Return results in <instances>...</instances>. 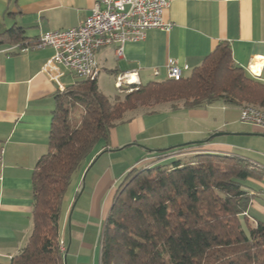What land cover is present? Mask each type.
I'll list each match as a JSON object with an SVG mask.
<instances>
[{
    "label": "trees",
    "instance_id": "16d2710c",
    "mask_svg": "<svg viewBox=\"0 0 264 264\" xmlns=\"http://www.w3.org/2000/svg\"><path fill=\"white\" fill-rule=\"evenodd\" d=\"M25 42L18 26L0 34V47ZM121 89L124 95L111 98L96 78L79 79L58 92L48 151L33 175L32 233L19 254L0 264H65L60 237L67 194L128 110L177 101L187 108L217 102L264 108V82L234 62L226 42L180 80ZM215 132L203 143L157 150L151 164L128 172L103 226L100 264H264V220L249 211L255 195L243 183L262 178L264 170L236 154L181 153L212 142ZM81 194L79 188L75 198Z\"/></svg>",
    "mask_w": 264,
    "mask_h": 264
},
{
    "label": "crops",
    "instance_id": "0c3cea01",
    "mask_svg": "<svg viewBox=\"0 0 264 264\" xmlns=\"http://www.w3.org/2000/svg\"><path fill=\"white\" fill-rule=\"evenodd\" d=\"M95 3L96 0H0V34L18 26L24 30L25 43H34L44 32L79 25L91 14ZM164 19L173 24L170 30L149 29L143 40L125 44L122 57H117L115 46L100 49L99 65L116 78L136 74L134 83H146L143 80L167 78L171 61L187 64L192 70L221 42H226L231 46L234 62L264 82V0H171ZM14 46L0 47V150L4 149L0 162V261L4 263L21 252L32 233L33 175L38 161L48 151L56 95L69 86L62 79L71 74L60 66L63 76L57 82L45 70L54 54L52 47L23 50ZM256 68L257 73L253 71ZM156 70L159 75H155ZM208 107L187 108L183 101H177L128 110L125 120L112 129L109 144L100 141L73 183L61 228L86 175H92L84 191L88 199L79 215L96 216L104 226L117 189L128 172L143 163L151 164L157 158V150L177 146L179 142L204 140L214 131L250 137L259 149L250 151L257 156L243 157L264 170V154L260 151L264 152V130L246 122L242 123L248 127L232 131L222 126L193 127L199 121H208ZM241 108L238 107L237 120ZM214 144L213 140L200 149L235 154L231 147L210 148ZM125 150L136 157L131 165L124 164ZM251 179L261 181L264 176ZM248 189L255 195L249 211L260 216L258 219L264 218V189L260 185ZM76 223L79 233L83 221L78 217ZM80 238L68 246L64 240L68 257H72V264H92L84 250L91 245L83 235ZM98 256L100 264V250Z\"/></svg>",
    "mask_w": 264,
    "mask_h": 264
},
{
    "label": "built area",
    "instance_id": "2783aa9c",
    "mask_svg": "<svg viewBox=\"0 0 264 264\" xmlns=\"http://www.w3.org/2000/svg\"><path fill=\"white\" fill-rule=\"evenodd\" d=\"M170 2L171 0H96L91 14L79 25L44 32L35 43L24 47L17 44L14 47H22L23 50L52 47L54 54L45 65V70L57 82L63 76L60 66H64L73 76L93 80L101 73L98 61L100 49L115 46L117 57H122L125 44L143 40L149 29L170 30L173 24L164 19ZM188 71L190 69L187 64L171 61L167 65V78L180 80ZM129 75L117 76L116 87L121 89L124 83H130ZM155 75H159L158 70ZM240 120L264 130V108L247 104L241 108ZM3 154L4 149H1L0 162ZM60 249L62 253L67 249L62 238Z\"/></svg>",
    "mask_w": 264,
    "mask_h": 264
},
{
    "label": "rangeland",
    "instance_id": "374dc122",
    "mask_svg": "<svg viewBox=\"0 0 264 264\" xmlns=\"http://www.w3.org/2000/svg\"><path fill=\"white\" fill-rule=\"evenodd\" d=\"M100 68H101V73L98 76V84H99L100 90L104 92L106 95L110 96L111 98H114L115 95L119 93L124 95L126 92L122 91V89L117 88L115 85V81H116L115 74L109 73L108 71H106V69L102 68L101 66ZM79 79L81 78H78L70 74V75H67L65 78H63L62 82L64 84L70 85ZM143 81L147 82L148 80H143ZM127 84L129 83H124L123 87L126 86ZM209 106L210 107L207 108L209 111L208 121L207 122H205V120L199 121L196 124H192L193 127L203 128L206 125H209V128L212 129L218 126H222L226 131H232V129H237L238 127H242V126L248 127L247 125L243 124L242 123L243 121H241L240 119L237 120V118L239 117L238 106L227 105L222 102H217ZM234 119H236L237 122H235ZM232 120L233 122L231 123V125H229L228 123ZM187 127H189V125ZM214 141H215V144L213 146H210V148L213 147L214 149H230L231 147L230 150H232V152L235 153L236 155L244 156V155L250 154L252 156H257V155H253V153L250 151L252 149H258L256 148L254 144H252L250 137L243 136V135H221V136L215 137ZM185 143H188V142H179L175 145H181ZM217 143H220L222 145L217 146L216 145ZM224 143L227 145H224ZM199 150H201L200 147L187 148V149L182 150L181 153L184 152V153L190 154L193 152H197ZM260 151L261 153L264 154L262 150ZM123 154H124V161H126L124 163L125 165L127 164L131 165L134 163L136 157L132 155V151L125 150ZM146 164L147 162L145 164L143 163L140 167H143ZM91 176L92 175H89V177H87L86 175L85 181L84 179H82V182H81L82 185L80 188H82V190L84 189L83 193L78 198V200L76 198L73 200L72 205L70 207V213L67 217V222L66 223L64 222L65 226L61 228V236L67 242V246H68V245H73L74 243L76 244L78 239H81L80 237L83 235L84 240L91 245L90 248H86V247L84 248L85 252L89 253L92 264L94 263L98 264L99 262L98 252L100 250V246H98V243H99V240H101V236L103 234V224L101 222L99 223V218H97L96 216L90 217L89 214L86 215L85 213L83 215H79L80 208L84 206V204L87 202V199H88L87 193H85L84 191H85L86 183L90 181ZM77 179L78 177L74 180L73 182L74 184L76 183ZM243 183L248 188L250 187L258 188L260 185L264 189V179L261 181H255L253 179H248V180H245ZM71 189L67 194V197H66L67 201L69 199ZM66 200L64 203L65 206H67ZM75 202H76V205H75ZM252 213L254 212L252 211ZM78 217L82 219L83 225L80 226V232L76 233L78 231V226L76 225L77 224L76 219ZM257 217H260V216H257ZM76 234H79L80 237H78V235ZM96 256H98L97 259H96ZM67 263L72 264V257H67Z\"/></svg>",
    "mask_w": 264,
    "mask_h": 264
},
{
    "label": "water",
    "instance_id": "95a60500",
    "mask_svg": "<svg viewBox=\"0 0 264 264\" xmlns=\"http://www.w3.org/2000/svg\"><path fill=\"white\" fill-rule=\"evenodd\" d=\"M225 134H228V132H225V131H218V132H215V133L213 134V136H214V137H217V136H221V135H225ZM193 142L203 143L204 140H198V141H193ZM181 145H183V144H181ZM82 191H83V190H82ZM75 204H76V202H75ZM72 211H73V210H72ZM67 257H68V252H65V253H64V261H65V264H68V263H67Z\"/></svg>",
    "mask_w": 264,
    "mask_h": 264
},
{
    "label": "bare ground",
    "instance_id": "6f19581e",
    "mask_svg": "<svg viewBox=\"0 0 264 264\" xmlns=\"http://www.w3.org/2000/svg\"><path fill=\"white\" fill-rule=\"evenodd\" d=\"M259 69V68H258ZM254 72H259L258 70H257V68L256 69H254ZM129 79H130V83H134V82H136L137 81V75L136 74H130L129 75Z\"/></svg>",
    "mask_w": 264,
    "mask_h": 264
}]
</instances>
